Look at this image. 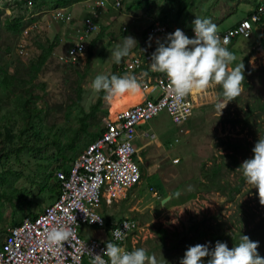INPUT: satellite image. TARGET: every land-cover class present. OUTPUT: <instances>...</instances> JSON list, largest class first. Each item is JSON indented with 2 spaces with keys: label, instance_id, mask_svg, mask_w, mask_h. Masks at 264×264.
Returning a JSON list of instances; mask_svg holds the SVG:
<instances>
[{
  "label": "rangeland",
  "instance_id": "1",
  "mask_svg": "<svg viewBox=\"0 0 264 264\" xmlns=\"http://www.w3.org/2000/svg\"><path fill=\"white\" fill-rule=\"evenodd\" d=\"M98 1L83 0L66 7L73 19L61 21L53 17L47 5L29 8L24 4L19 6L17 0H0V7L4 8L0 19L6 14L18 13L37 16L35 22L26 27L28 31L19 35L0 28V54L10 73L19 59L29 63L38 57L40 42L55 41L52 55L29 86L35 95L41 96L34 105L43 110L35 121V130H28L14 139L12 146L26 143L20 151L12 150L9 155L0 157V171H10L5 173L6 180L0 187H14L24 192L28 200L26 212L36 214L54 201L48 190L41 189L54 182L52 171L60 160L54 137L58 136L64 143L80 126L81 118L99 122L103 128L105 116L110 115L104 113L109 99L105 97L103 105L96 109L100 92H94L90 85L98 74H112L113 71L120 74L129 55L116 64L111 52L123 43L125 36L131 35L137 41L130 53L140 49V45L147 46L153 53L151 43L157 38L163 40L162 36L150 34L154 23L191 30L192 21L198 16L210 18L218 32H223L264 0H120V5H114L115 0H107L105 7H99ZM94 13L101 27L86 37L85 56L72 66L59 61L56 54L78 38L82 18ZM97 35L100 36L96 38ZM93 39H96L94 44ZM227 48L236 58L230 68L244 64L245 80L240 96L230 101L219 116L215 104L222 88L217 85L200 93L186 123L187 131L179 132L166 111L138 125L137 132L150 129L156 133V138L139 136L135 140L141 157L137 160L141 181L111 207L103 203L100 208L103 215L108 208V218L129 216L137 220L140 231L136 248L146 249L149 255L155 254L158 264H180L186 248L197 243L210 241V247H214L219 240L231 248L241 235H252L248 232L258 223L259 233L249 238L259 241L258 252L264 255V206L259 202L257 190L251 188L242 172L237 170L239 166L229 154L232 150L225 143V140L240 143L235 153L242 163L251 155L259 136H264V109L260 107L264 100V38L255 31L250 38L239 37ZM127 94L117 97L112 108L113 117L125 109ZM3 106L0 104V109ZM3 124L5 122L0 120V131H3ZM94 129L93 126L89 128ZM78 141L77 154L87 141L84 131L80 132ZM216 162L220 163L221 171L217 182L212 184L201 171ZM20 218L22 215L17 213L15 219ZM12 222L11 207L4 200L0 203V241L4 239L3 229ZM86 228L88 230L80 234H93V228ZM213 235L220 238L213 239Z\"/></svg>",
  "mask_w": 264,
  "mask_h": 264
},
{
  "label": "built area",
  "instance_id": "2",
  "mask_svg": "<svg viewBox=\"0 0 264 264\" xmlns=\"http://www.w3.org/2000/svg\"><path fill=\"white\" fill-rule=\"evenodd\" d=\"M107 2L99 0L97 5L105 7ZM34 4V0H26L27 7H33ZM115 4L120 5V0H115ZM52 14L55 19L61 21L73 19V15L65 8L52 9ZM96 18L97 13L82 18L78 38L64 51L56 54L59 61L72 64L85 56L86 37L98 32L101 27ZM177 28L179 27L154 23L149 32L165 38L167 33L174 32ZM180 29L190 38L194 36L193 29ZM25 30L28 31L27 28ZM255 31L264 38V1L258 2L245 18L218 34L221 40L227 38L231 43L239 37L248 39ZM151 54L144 48L131 52L124 61L123 69L130 73L140 68L151 61ZM141 88L150 94L140 102L118 112L115 118L105 116L104 131L74 157L68 172H54L59 182V194L56 199L36 216H25L18 223L6 227L4 239L0 243V264H92L93 256L89 254L88 249L94 253H102L106 247L104 242L107 240L128 251L136 248L140 231L137 220L126 216L111 220L108 225L100 208L103 203L113 205L141 181L142 172L137 162L141 157L135 145V140L139 137L137 126L156 117L161 111H166L178 126L179 132L187 131L186 123L190 120L197 95L200 94H195V98L194 95L185 97L180 102L182 106L177 107L168 79L163 73L158 74L152 83L141 85ZM141 135L156 138V133L150 129H144ZM100 218L102 223L92 222ZM59 224L70 226L73 235L61 245H49L46 241L47 230ZM123 224L134 227L126 231L125 239L117 241L112 235V230L121 228L123 231ZM82 225L98 228L102 234L107 235L89 239L81 237L79 229ZM102 258L108 260L106 256Z\"/></svg>",
  "mask_w": 264,
  "mask_h": 264
},
{
  "label": "clouds",
  "instance_id": "3",
  "mask_svg": "<svg viewBox=\"0 0 264 264\" xmlns=\"http://www.w3.org/2000/svg\"><path fill=\"white\" fill-rule=\"evenodd\" d=\"M192 25L194 36L191 38L177 28L174 32L167 33L163 41L156 39L157 47L151 54L150 70L166 75L177 107H181L180 102L189 95L205 93L214 86H220L222 92L215 104L220 116L227 104L243 91L244 64L229 67L236 58L227 48L229 40H221L217 25L210 18L196 16ZM151 40L150 36L149 41ZM136 43L133 36H125L123 43L118 44L111 52L113 61L119 64ZM90 87L94 92L103 91L107 99H112L126 93H135L141 85L130 74H98ZM252 153V157L244 159L237 170L242 172L246 183L257 190L259 202L264 206V136H259ZM97 221L102 223L101 218L92 222ZM130 227L134 225L123 224V231L121 228L113 229L115 240L125 239ZM72 235L73 229L70 226L59 224L47 230L46 241L49 245H61ZM104 243L106 247L102 253H94L88 249L93 256L92 264H158L155 254H147L144 248L128 251L113 241L107 240ZM210 244L209 241L189 245L180 264H264V257L258 252L259 241H253L247 235H241L239 242L234 243L231 248L226 242L219 240L214 247H210ZM103 256L108 260H104Z\"/></svg>",
  "mask_w": 264,
  "mask_h": 264
},
{
  "label": "trees",
  "instance_id": "4",
  "mask_svg": "<svg viewBox=\"0 0 264 264\" xmlns=\"http://www.w3.org/2000/svg\"><path fill=\"white\" fill-rule=\"evenodd\" d=\"M83 0H51V2L46 3L47 1H39L34 0L35 7H44L47 5L50 9L55 8H66L70 7L76 3H79ZM19 6L27 7L26 0H17ZM257 5V4H256ZM4 12V8L0 7V14ZM249 14V13H248ZM37 19V16L26 17L25 13H18L9 15L6 14L3 19H0V28L11 32L14 35H19L24 32L26 27L34 22ZM100 35H97L98 38ZM96 39H93V44ZM39 47L41 48V52L39 53L36 59H32L29 63H24L21 59L18 60L17 64L14 67L12 73L8 70L6 66V61L2 54H0V104H4L2 109H0V120H3L5 124H3V131H0V157L9 155V152L12 150L20 151L23 146H26V143L21 145L12 146L14 139L17 137H21L28 130H35V121L38 120V117L43 112L42 109L37 108L34 104L37 100L41 99V96L35 95L32 91V87H29L30 84L38 77L39 71L42 69L45 62L52 55L55 47V41H51L49 44L39 43ZM8 50L9 47H6ZM72 66V64H69ZM112 74H116L118 76H122L124 74V69L121 68L120 74L115 73L113 71ZM80 95V94H79ZM105 93L103 91L100 92L98 101L94 107L99 109L103 105V100L105 98ZM110 101V100H109ZM9 104L10 107L6 106ZM260 107L264 109V100L260 104ZM110 112L107 109L104 111L105 115L110 114L111 116V104L109 106ZM253 110V107H250V111ZM91 114H94V111L91 110ZM95 117V116H93ZM80 126L75 130V132L64 142L61 143L58 136L54 137L53 143L58 147L60 160L58 161L56 170H64L68 172V169L73 161L74 157L77 155L79 151L78 137L80 132L85 133V145L88 144L91 140L95 139L98 135H100L104 131V127L101 128L99 122H91L86 121L81 118ZM21 123V124H19ZM18 126V127H17ZM90 126L95 127L94 130H89ZM18 128V132L14 131V128ZM36 135L38 133L34 131ZM38 138V136H37ZM52 142V141H51ZM226 146L232 150L230 152V156H232V161L235 165L239 166L241 162L238 159L237 148L240 146V143L225 140ZM248 148V147H247ZM250 150V148H248ZM81 151V150H80ZM253 155L251 149V155L245 157L251 158ZM220 163H212L210 168H203L202 174L205 178H208L212 184L217 182L218 175L220 174ZM54 170L52 171V176L54 177V182L49 184H45L41 189L48 190L52 196H54V200L59 194V182L54 175ZM10 171H0V184L6 180L5 173ZM142 176V174H141ZM204 183V182H203ZM6 201L9 203L11 207V212L13 214V222L11 224L18 223L23 217L29 216L34 217L38 213H32L31 211L26 212V204H28V200L26 198V194L22 192L20 189L10 187L5 189L0 187V203L2 201ZM17 213L22 215V218L15 219ZM25 215V216H24ZM105 215V214H104ZM108 225L111 223V219L105 215ZM259 223L254 226L253 229L249 230V237H252L258 234ZM6 229V227H5ZM3 229V230H5ZM6 231V230H5ZM220 236L213 235V239H218ZM3 241V240H2ZM0 241V243H2ZM264 257V255H262Z\"/></svg>",
  "mask_w": 264,
  "mask_h": 264
},
{
  "label": "crops",
  "instance_id": "5",
  "mask_svg": "<svg viewBox=\"0 0 264 264\" xmlns=\"http://www.w3.org/2000/svg\"><path fill=\"white\" fill-rule=\"evenodd\" d=\"M240 21V20H239ZM238 21V22H239ZM235 24V23H234ZM234 24H232V25H234ZM183 28V27H182ZM161 39H165V38H163V37H160ZM163 40H161V41H163ZM236 40V39H235ZM234 41V40H233ZM151 45H154L153 46V49L155 50V48L157 47V44H156V42H154V43H151ZM140 48H144L147 52H151L150 51V49H148V47L147 46H144V45H140L139 46ZM152 53V52H151ZM130 55V54H129ZM150 62L151 61H149V62H146L145 64H143L140 68H138V69H136V70H134V71H130V73H126V74H130V75H133V76H135L136 78H137V81L139 82V84L140 85H143V84H150V83H152V81L154 80V78L158 75V74H161V73H159V72H153V71H151L150 70ZM150 93L148 92V91H144V90H142V88L140 87V89L137 91V92H135V93H128L127 94V97L125 98V105H126V107H130V106H132V105H134V104H136V103H138V102H140L143 98H145V96H147V95H149ZM194 98H195V95H194ZM113 99V100H112ZM110 101H109V103L111 104V118H115V117H113L112 116V108H113V106H114V103H115V101L117 100V97H114V98H112ZM140 100V101H139ZM110 104H109V106H110ZM125 107V108H126ZM108 109H109V107H108ZM109 112H110V109H109ZM143 131V130H142ZM142 131H140V132H138V134H139V136H142L141 135V132ZM115 204V203H114ZM112 205H110V206H107L108 208L109 207H111ZM108 208H107V210H104L103 212H104V214L106 215H108L109 213H108ZM111 220H118V219H120L119 217H117V218H115V217H111L110 218ZM86 227H90V226H86V225H82L81 227H80V229H79V231H82V230H85V231H87L88 230V228H86ZM90 228H93V234H81V236H83L84 238H87V239H89V238H91V237H99V236H106L107 234H102V232L98 229V228H95V227H90ZM84 231V232H85Z\"/></svg>",
  "mask_w": 264,
  "mask_h": 264
}]
</instances>
